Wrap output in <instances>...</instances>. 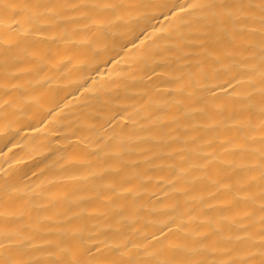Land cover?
<instances>
[{
    "label": "bare ground",
    "instance_id": "obj_1",
    "mask_svg": "<svg viewBox=\"0 0 264 264\" xmlns=\"http://www.w3.org/2000/svg\"><path fill=\"white\" fill-rule=\"evenodd\" d=\"M0 264H264V0H0Z\"/></svg>",
    "mask_w": 264,
    "mask_h": 264
}]
</instances>
